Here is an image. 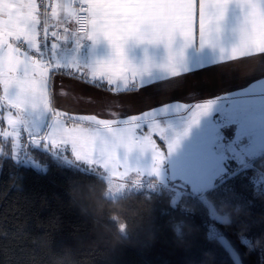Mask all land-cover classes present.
Here are the masks:
<instances>
[{
  "label": "snow or ice",
  "instance_id": "1",
  "mask_svg": "<svg viewBox=\"0 0 264 264\" xmlns=\"http://www.w3.org/2000/svg\"><path fill=\"white\" fill-rule=\"evenodd\" d=\"M230 8L239 12L238 39L225 48L220 38ZM197 39L219 55L187 64L185 49ZM68 40L76 50L86 40L93 46L103 40L109 54L90 63L75 55L62 61L57 49ZM141 44H163L166 62L151 63L145 49L142 61L133 63L126 48ZM246 56L264 64V0H0V122L7 124L0 134L11 138L16 160L20 137L28 133L34 144L70 147L77 159L137 152L150 157L153 171L166 162L174 178L221 177L228 185L243 176L238 165L245 157L264 150V77L228 95L168 103L126 119L57 110L51 81L61 74L114 94L129 93ZM150 67L165 74L152 75ZM45 116L50 119L41 135L33 117Z\"/></svg>",
  "mask_w": 264,
  "mask_h": 264
},
{
  "label": "trees",
  "instance_id": "2",
  "mask_svg": "<svg viewBox=\"0 0 264 264\" xmlns=\"http://www.w3.org/2000/svg\"><path fill=\"white\" fill-rule=\"evenodd\" d=\"M26 154L34 164H19L11 144L0 138V264H47L32 243L40 235L54 251L72 247L79 264H201L205 252L212 264H264V188L256 184L264 176V152L239 167L243 176L228 185L220 177L204 195L176 186L178 180L116 195L126 223L120 242L118 221L109 215L117 209L105 202L99 216L84 215L66 195L73 179L92 181L97 192L108 188L101 168L88 170L68 150L54 154L29 142ZM144 179L137 182L148 183ZM175 188L182 190L176 199ZM223 202L243 209L230 224L219 213ZM176 224L180 237L173 232ZM211 226L223 238L210 236Z\"/></svg>",
  "mask_w": 264,
  "mask_h": 264
},
{
  "label": "crops",
  "instance_id": "3",
  "mask_svg": "<svg viewBox=\"0 0 264 264\" xmlns=\"http://www.w3.org/2000/svg\"><path fill=\"white\" fill-rule=\"evenodd\" d=\"M238 22L239 12L230 8L226 14L220 38L223 47L229 48L236 43L238 39L236 32ZM62 44L64 46L57 49V57L62 61H66L75 55L81 62L90 63L98 58H106L109 54V47L103 40L94 46L91 41L86 40L79 50L74 48V43L71 40L62 42ZM145 49L151 63L159 65L166 62L167 54L163 44L130 45L126 48V51L132 62L139 64L145 55ZM217 55H219L218 49H213L207 44L201 47L198 39L194 41L193 45L185 49L184 54L185 62L189 65L197 57L208 58ZM149 72L152 75L162 76L165 74L164 70L158 67H150ZM262 77H264V64L260 63V58L246 56L242 59L228 60L195 71L185 72L173 77L170 81H160L129 93L114 94L61 74L53 77L51 87L53 105L57 110L67 112L73 116L97 115L101 119H126L130 115H139L144 111H151L153 108L162 107L168 103L195 104L207 99L228 95L235 91H241L250 87L252 83ZM0 94H2V88H0ZM110 113H118L119 116L113 117ZM47 119H50V117L45 116L40 119V127L38 128L41 129V135L47 131L45 128ZM71 123V121L68 122L69 126H71ZM0 124L2 128L7 127L6 122H0ZM153 138L158 139L155 136ZM41 144L45 145L43 142ZM47 149L54 151L51 145H47ZM56 150L59 151V149ZM67 150L72 155L70 147L57 153H63ZM162 150L166 151V147L163 146ZM263 152L264 150L253 152L245 157L244 163L238 165V167L249 163L254 157ZM72 157L81 162L97 163L103 168L102 170H106L120 179L133 176L136 180H139L148 176L149 178L163 180L166 176H169L173 181L178 180L177 183L182 181L186 184L183 189L188 188L189 191L197 194L202 191L205 192L220 178L212 177L204 181L183 177L174 178L170 166L166 162L163 163L159 171H153L154 165L150 157L137 152L125 153L123 150H117L116 155L112 158L100 155L98 152L90 155L87 159H77L73 155Z\"/></svg>",
  "mask_w": 264,
  "mask_h": 264
},
{
  "label": "clouds",
  "instance_id": "4",
  "mask_svg": "<svg viewBox=\"0 0 264 264\" xmlns=\"http://www.w3.org/2000/svg\"><path fill=\"white\" fill-rule=\"evenodd\" d=\"M66 195L69 198V204L77 207L84 215L99 216L106 206L105 202H108L107 206L110 209H117V211L109 213L111 219L118 221L120 235L115 238L116 241L120 242V237L126 235V223L118 215L121 203L116 199V189L109 187L97 192L92 181L73 179L68 182ZM122 195L130 196L131 194L123 193ZM242 212V206H232L227 202L221 203L219 207V213L225 224L231 223L233 214L239 215ZM173 232L177 237H180L182 235L181 225H173ZM32 243L47 256V264H79L73 248L70 246H63L61 250L54 251L50 240L45 235L33 237ZM212 259V255L205 252L201 264H212ZM33 264H36L35 260H33Z\"/></svg>",
  "mask_w": 264,
  "mask_h": 264
},
{
  "label": "rangeland",
  "instance_id": "5",
  "mask_svg": "<svg viewBox=\"0 0 264 264\" xmlns=\"http://www.w3.org/2000/svg\"><path fill=\"white\" fill-rule=\"evenodd\" d=\"M40 119L37 120L35 117H33V121L35 122L37 127H40V122H41ZM0 128H2L1 124H0ZM24 135H26V137H27V139L25 141V144H27V142H29V143H31V144H33L35 146L47 149V146L42 145L41 143L40 144H34L32 142V140H31V138H30L28 133H24ZM1 137H3V139H6V141H8L11 144L12 149L14 150L11 138L10 137L5 138L2 134H0V138ZM54 151H51V152L54 153V154H57V152H59L61 150L59 149V151H57L55 149ZM81 163H82L81 165L84 168L88 169V170H95L96 168H101L99 164L93 163V162H90V161L81 162ZM101 169H103V168H101ZM102 171L103 172H101V174L103 176H105V178L107 180V183H108V188L111 187V188L116 189V195H119L120 193H124L126 191H136V190H144V189H151V190L153 189V190H155V189H158L159 185H161V184L162 185L163 184L167 185V183L172 184V181H173L172 178H170L169 176H166L163 180L162 179H158V178H156V180L153 179L152 181L157 182L156 184L153 185L152 183L149 182V181H151V179L149 180L148 176L145 177L147 180L144 179L145 181H148V183H141V182L139 183V182H137L139 180H136L133 176H128L126 179H120L117 176H115L114 174L108 173L106 170L105 171L102 170ZM256 184H257L258 188H264V176L263 175H261L260 178L256 179ZM173 191L176 194V196H174V199H176V197L179 195L178 194L179 191L181 192L182 190L175 188V189H173ZM204 193L205 192L202 191L199 194L200 195H204ZM209 235L210 236H215V235L219 236V234L216 232L214 226L210 227ZM219 237L223 238L222 236H219Z\"/></svg>",
  "mask_w": 264,
  "mask_h": 264
},
{
  "label": "built area",
  "instance_id": "6",
  "mask_svg": "<svg viewBox=\"0 0 264 264\" xmlns=\"http://www.w3.org/2000/svg\"><path fill=\"white\" fill-rule=\"evenodd\" d=\"M26 139H27L26 135H24V133H22V135L20 137V142H21L22 147L17 150V154L19 156V159L18 160L15 159V160L19 164L31 165V164H33V162L31 160V158L28 156V154H26V144H25Z\"/></svg>",
  "mask_w": 264,
  "mask_h": 264
},
{
  "label": "water",
  "instance_id": "7",
  "mask_svg": "<svg viewBox=\"0 0 264 264\" xmlns=\"http://www.w3.org/2000/svg\"><path fill=\"white\" fill-rule=\"evenodd\" d=\"M176 186H179V187L185 188V186L182 185V184H180V183H176Z\"/></svg>",
  "mask_w": 264,
  "mask_h": 264
}]
</instances>
